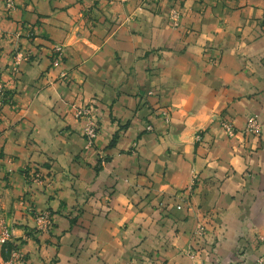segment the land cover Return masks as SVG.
Masks as SVG:
<instances>
[{
  "label": "crops",
  "instance_id": "obj_1",
  "mask_svg": "<svg viewBox=\"0 0 264 264\" xmlns=\"http://www.w3.org/2000/svg\"><path fill=\"white\" fill-rule=\"evenodd\" d=\"M0 75L13 97L0 108V218L19 264H255L264 0H17L10 13L0 0ZM89 103L100 129L86 150L74 109ZM251 115L261 132H240ZM36 168L46 181H31Z\"/></svg>",
  "mask_w": 264,
  "mask_h": 264
},
{
  "label": "built area",
  "instance_id": "obj_2",
  "mask_svg": "<svg viewBox=\"0 0 264 264\" xmlns=\"http://www.w3.org/2000/svg\"><path fill=\"white\" fill-rule=\"evenodd\" d=\"M6 8L9 10L15 9V0H5ZM173 16V15H172ZM175 25H179L178 21L175 19ZM34 33L31 32V35ZM54 62L58 61V57L62 55L63 53V46L61 45H55L54 47ZM23 59V55L19 56L14 60V64L12 67L13 72H17L19 70V64L21 60ZM5 100V86L2 82L1 75H0V108L3 106ZM162 114L164 115V118L169 121V111L163 110ZM75 117L81 122V134L85 140V146L84 148L86 150H90L93 148H96L97 146V140L99 136V129L100 125L98 122V119L95 116V112L93 110L92 105H80L76 106L75 108ZM222 126L226 133L229 136H233L237 129L235 125L228 121L223 119L222 120ZM261 128V122L259 121V118L257 115H251L248 117L247 122L243 128V133H252L254 131H259ZM152 125L147 126V130H152ZM100 158H103L101 154H99ZM102 160V159H101ZM104 162V160L102 161ZM36 180H39L41 178V174L39 172L36 173ZM181 208V206H178ZM52 226V219L48 212L40 213L36 217V227L38 230H49ZM199 227L196 229V233L198 235H204L205 234V228L204 226L199 223ZM260 241L263 245L262 252L256 259L255 264H264V236L260 237ZM0 244L4 246L5 251L7 252V257L3 259L0 264H19L22 259L24 258V254L20 249L18 248V244L16 240L13 238V228L5 223L2 219H0ZM231 264H247L245 260H239L236 262H233Z\"/></svg>",
  "mask_w": 264,
  "mask_h": 264
},
{
  "label": "rangeland",
  "instance_id": "obj_3",
  "mask_svg": "<svg viewBox=\"0 0 264 264\" xmlns=\"http://www.w3.org/2000/svg\"><path fill=\"white\" fill-rule=\"evenodd\" d=\"M15 5H16V7H15V9H12V10H9V9H7L6 8V5H5V0H3V6H4V8H5V10L7 11V12H13V11H15L16 9H17V0H15ZM173 15V16H172ZM174 17H175V19L178 21V23H179V25H175L174 23H175V20H174ZM170 20H171V24L173 25V27H175V28H179L180 26H181V13L177 10V9H173L172 11H171V15H170ZM17 35H20V34H17ZM30 36H32L31 35V33L29 34ZM53 50H54V48H53ZM53 53H54V51H53ZM23 55V59H28L29 58V54H22L21 52H19L18 53V55L16 56V58H18L19 56H22ZM59 59H60V56L58 57ZM22 59V60H23ZM58 59V60H59ZM53 62H54V58H53ZM13 64H14V61H13ZM20 64H21V62H20ZM19 64V65H20ZM13 67V66H12ZM19 73V70L15 73V72H13L12 71V68H11V74L13 75V76H17V74ZM1 79H2V77H1ZM2 82H3V84H4V86H5V100H4V103L5 102H7L9 99H12L13 97H10L11 95L7 92V88H6V84H5V82H4V80L2 79ZM4 105V104H3ZM82 105H85V104H82ZM88 105H92V104H88ZM77 106H80V105H77ZM92 107H93V110H94V106L92 105ZM75 108H76V106H75ZM75 110V109H74ZM259 117V116H258ZM220 121H222V120H220ZM260 121V120H259ZM247 122V121H246ZM246 124V123H245ZM243 126H245V125H243ZM243 128L244 127H242V129H240V132H242L243 133ZM261 130H262V123H261V128H260V130L259 131H254V132H252V133H254V134H257V133H260L261 132ZM238 132V130L236 131V133ZM135 148H137V147H133L132 148V150L131 151H133V152H135ZM101 156H103V158H101L102 160H101V164L102 165H104L105 163H106V161H107V157L106 156H104V155H101ZM104 160V162H102ZM37 172H39L40 174H41V178L39 179V180H36V173ZM31 181L32 182H40V183H42V182H44V181H46L47 180V177H45L44 176V174H42L41 173V171L40 170H38V168H36V169H32V172H31ZM197 179H198V176H197V174H195V175H193V177H192V179H191V185H190V187L188 188L189 189V191L191 192V191H193V189H194V185L197 183ZM37 217V216H36ZM1 219V218H0ZM5 223L7 224V225H9V223H7L6 221H5ZM203 226H204V228H205V234L202 236V235H198L197 233H196V229H197V227H199L198 225L196 226V228H195V230H194V233H193V235L196 237V238H198V239H202V238H205V236L207 235V228H206V226H205V224L204 223H201ZM10 226V225H9ZM24 259V258H23ZM22 259V260H23Z\"/></svg>",
  "mask_w": 264,
  "mask_h": 264
}]
</instances>
